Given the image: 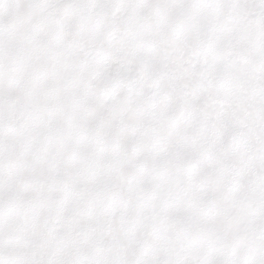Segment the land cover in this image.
<instances>
[{
    "label": "snow or ice",
    "instance_id": "1",
    "mask_svg": "<svg viewBox=\"0 0 264 264\" xmlns=\"http://www.w3.org/2000/svg\"><path fill=\"white\" fill-rule=\"evenodd\" d=\"M0 264H264V0H0Z\"/></svg>",
    "mask_w": 264,
    "mask_h": 264
}]
</instances>
